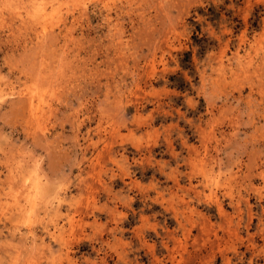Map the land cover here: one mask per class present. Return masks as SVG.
<instances>
[{"label":"clouds","instance_id":"9594fccd","mask_svg":"<svg viewBox=\"0 0 264 264\" xmlns=\"http://www.w3.org/2000/svg\"><path fill=\"white\" fill-rule=\"evenodd\" d=\"M0 14V264H264V0Z\"/></svg>","mask_w":264,"mask_h":264},{"label":"rangeland","instance_id":"374dc122","mask_svg":"<svg viewBox=\"0 0 264 264\" xmlns=\"http://www.w3.org/2000/svg\"><path fill=\"white\" fill-rule=\"evenodd\" d=\"M208 10H209V12H212V11H213V8H212L211 6H209ZM201 12H203V9H201ZM10 14L19 15V13H18V12H15V10H13V13H10ZM4 19H5V17H4L2 14H0V22H2ZM157 159H159V156H157ZM139 176H140V173L137 172V177L139 178ZM119 186H120V185H119V182H118V183H117V187H119ZM137 203H138V202H137ZM104 219H105L104 215L101 214V215H100V220L103 221Z\"/></svg>","mask_w":264,"mask_h":264}]
</instances>
